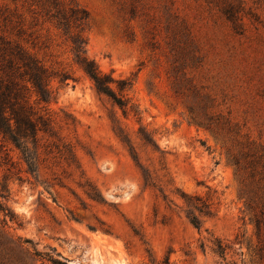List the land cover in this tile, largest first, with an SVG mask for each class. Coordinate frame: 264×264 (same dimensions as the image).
<instances>
[{
	"label": "rangeland",
	"instance_id": "rangeland-1",
	"mask_svg": "<svg viewBox=\"0 0 264 264\" xmlns=\"http://www.w3.org/2000/svg\"><path fill=\"white\" fill-rule=\"evenodd\" d=\"M70 1L89 13L88 57L134 81L138 115L96 93L30 0H0V27L20 22L30 52L71 75L46 108L100 195L56 160L20 178L0 146L16 217L0 212V264H264V0ZM185 195L211 205L201 230Z\"/></svg>",
	"mask_w": 264,
	"mask_h": 264
},
{
	"label": "trees",
	"instance_id": "trees-1",
	"mask_svg": "<svg viewBox=\"0 0 264 264\" xmlns=\"http://www.w3.org/2000/svg\"><path fill=\"white\" fill-rule=\"evenodd\" d=\"M30 1V7L38 20L54 25L61 32L71 48L75 63L93 82L96 93L109 98L124 115L129 112L138 115L127 97L134 81L104 74L87 55L86 27L89 13L70 0ZM231 16L233 15L228 13V17ZM5 20V27H0V146L5 154L6 164L11 169L21 167L18 170L20 178L24 173L39 183L42 171L50 167V161L56 160V163L65 165L70 172L79 174V187L89 199L99 202L98 190L86 179L78 160L76 145L66 137H60L53 117L46 108L53 95L52 81L60 79L61 83H67L72 79L71 75L48 68L22 42L26 41L22 24L13 23L8 18ZM67 125L71 126L70 123ZM134 158L138 159L136 156ZM1 198L0 212L5 215L6 221H15V215L6 204L8 195L5 187ZM183 198L189 208L188 218L191 224L201 230L200 215L210 216L211 205L199 197L185 195ZM226 249L222 243H218L217 253L223 259ZM56 264L66 263L56 261Z\"/></svg>",
	"mask_w": 264,
	"mask_h": 264
}]
</instances>
